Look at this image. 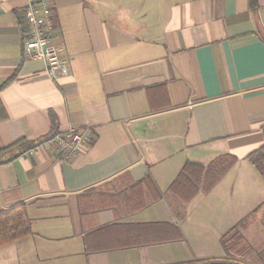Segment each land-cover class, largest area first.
<instances>
[{
  "label": "crops",
  "instance_id": "1",
  "mask_svg": "<svg viewBox=\"0 0 264 264\" xmlns=\"http://www.w3.org/2000/svg\"><path fill=\"white\" fill-rule=\"evenodd\" d=\"M25 5L0 0V212L26 205L32 232L0 264H255L220 239L264 249V0H47L58 78L22 57ZM84 129L72 157L43 143ZM221 159L207 193L169 190Z\"/></svg>",
  "mask_w": 264,
  "mask_h": 264
},
{
  "label": "trees",
  "instance_id": "2",
  "mask_svg": "<svg viewBox=\"0 0 264 264\" xmlns=\"http://www.w3.org/2000/svg\"><path fill=\"white\" fill-rule=\"evenodd\" d=\"M25 39V38H24ZM249 160L258 169L264 178V145L248 155ZM230 165L225 164L224 160L204 167L196 162L187 161L181 170L171 182L169 190L176 194L184 202H190L199 191L207 193L224 175ZM134 184L131 187L137 186ZM140 204L131 207L136 210L137 207L144 205L143 199ZM107 201L105 200V203ZM259 207H264V202ZM264 221V218H263ZM32 232L31 219L28 215L27 206L17 205L6 212H0V246L17 240ZM221 245L228 255L239 256L250 260L255 264H264V249L257 251L252 247L245 237L239 232L238 227H232L221 236ZM193 264H233L229 262H204Z\"/></svg>",
  "mask_w": 264,
  "mask_h": 264
},
{
  "label": "built area",
  "instance_id": "3",
  "mask_svg": "<svg viewBox=\"0 0 264 264\" xmlns=\"http://www.w3.org/2000/svg\"><path fill=\"white\" fill-rule=\"evenodd\" d=\"M40 11L48 15L47 0H26L23 18L27 27V35L23 41L22 57L25 60H41L45 64L48 75L58 78L69 71V57L62 56L51 44L48 34L49 20L46 15H39ZM89 134V129L69 130L54 134L45 139L43 143L53 145L59 153L63 154L64 158H68L76 154L80 145L86 144ZM33 150L30 149L26 153L32 154Z\"/></svg>",
  "mask_w": 264,
  "mask_h": 264
}]
</instances>
